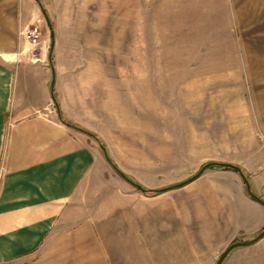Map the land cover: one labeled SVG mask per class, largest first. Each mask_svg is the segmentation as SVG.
<instances>
[{
	"label": "crops",
	"instance_id": "0c3cea01",
	"mask_svg": "<svg viewBox=\"0 0 264 264\" xmlns=\"http://www.w3.org/2000/svg\"><path fill=\"white\" fill-rule=\"evenodd\" d=\"M104 1L0 0V264H115L108 259L115 249L105 241L117 239V226H129L124 230L128 242L136 231L144 242L148 222L160 225L165 219L187 227V236L172 241L182 242L178 256L188 258L201 255L197 235L206 241L210 232L225 238L232 233L250 241L264 229V206L251 198L232 168H207L181 186L187 187L182 199L171 192L148 206V197L180 187L149 196L109 163L111 130L126 118L124 98L138 90L140 96L147 95L148 73L142 70L147 59L131 52L115 57L114 71L107 74L97 68L96 59L74 50H132L137 43L144 50L149 31L129 24L92 32L79 25L77 18L86 8L94 10L92 16L103 15L99 11ZM126 1L130 14L131 0ZM165 1L171 2L175 22L177 17L186 19L187 39H180L176 27L156 25L157 42L172 49L242 50L264 128V0H154L157 11H163ZM42 7L54 26L52 54L51 37L42 40L40 28L38 46L24 36L42 21ZM62 17L77 23L72 27ZM133 64L141 66L139 73L132 72ZM90 133L107 145V155ZM209 171L219 177L202 178ZM251 176L257 194H264V168ZM134 178L144 188L157 189L140 176ZM238 197L252 210L251 227L243 221L248 216L240 210ZM251 245L241 250L247 255L240 264H264V237ZM171 249L161 256L176 255Z\"/></svg>",
	"mask_w": 264,
	"mask_h": 264
},
{
	"label": "rangeland",
	"instance_id": "374dc122",
	"mask_svg": "<svg viewBox=\"0 0 264 264\" xmlns=\"http://www.w3.org/2000/svg\"><path fill=\"white\" fill-rule=\"evenodd\" d=\"M141 1L131 0V11L128 14L125 11L129 6L126 0H105L99 11L103 15L92 16L94 10L86 8L84 15L77 18L79 25L84 26V29L89 27L92 32L100 26L107 25L108 28L120 30L129 24L131 27L142 25L149 31L148 48L144 50L138 47V43L132 50H74L76 55L83 53L91 56L93 61L96 59L97 68L101 73L107 74L114 71L111 63L115 57H123L131 52L133 57L143 56L147 59L146 65H142V70L146 68L148 73L147 95L140 96L138 90L137 95L124 98L126 118L118 128L111 130L110 158L112 156L130 171L133 175L131 179L134 180L136 175L140 176L147 182V186L157 189L186 181L204 164L214 161L239 165L250 182L251 173L264 168V128L256 108V98L252 96L254 83L244 70L242 50H234L232 53L226 49L165 48L155 38V26H163L165 30L176 27L180 31V39L186 40V33H183L187 26L183 24L186 19L177 17L175 22L170 13L171 2L165 1L163 11H157L154 0ZM41 19V22L33 25H39L42 40L50 41L46 18L43 15ZM63 20L72 27L77 23L72 18L71 23L70 19ZM65 51L66 54L68 50ZM131 67L133 73H139L141 66L133 64ZM103 144L107 149V145ZM214 157H221L223 160H215ZM205 177L214 178L219 175L209 171L202 178ZM250 183L252 190L259 193ZM186 191L187 187H180L163 192L162 196L156 198L148 197V206H154L153 202L163 200L171 192L179 194V199H182ZM258 195L264 199V194L260 192ZM237 204L248 216L243 221L251 227L254 215L248 203L238 197ZM128 227L117 226V239L113 242L105 241L106 247L112 243V248L115 249V255L108 258L112 263L216 264L230 243L247 239L244 235L230 233L225 238L223 234L210 232V237L203 241L200 239L203 237L197 235V250L200 249L197 252L201 255L188 258L178 256V252L184 248L182 242L172 241L182 235L187 236L184 224L168 219L160 225L148 222V230L144 235L147 241L144 242L139 241L138 231L132 235L135 239L133 237L129 242L125 240L128 237ZM135 229H139L138 224ZM250 246L253 245L233 249L223 264H240L247 255L241 250L251 248ZM172 247L176 255L161 256L171 254ZM141 252L147 255L140 256Z\"/></svg>",
	"mask_w": 264,
	"mask_h": 264
},
{
	"label": "water",
	"instance_id": "95a60500",
	"mask_svg": "<svg viewBox=\"0 0 264 264\" xmlns=\"http://www.w3.org/2000/svg\"><path fill=\"white\" fill-rule=\"evenodd\" d=\"M42 10H43V13H44V18H46V21L48 23V26H49V30H50V37H51V54H52V50H53V47H54V42H55V31L53 30L54 29V26L52 24V21L51 19L49 18V15L47 13V11L42 7ZM105 150V149H104ZM106 155H107V151H105ZM216 165H219V166H223V167H226V168H232L233 170H236L243 178V182H245L246 184V188H247V192L248 194L251 196V198H253L254 200H256L257 202L261 203V205L264 206V199L256 194L253 190H252V187H251V183L248 181V177L246 176L245 172L242 170V168L239 166V165H236V164H233V163H228V162H208L206 164H204L200 170H198V172L196 174H194L193 176H191L190 178H188L186 181H182V182H179V183H176V184H171L170 186H165L163 188H160L159 189V192H163V191H166V190H169V189H172V188H176V187H181L183 185H185L186 183H189L193 180H195L197 177H199L203 172L204 170H206L207 168H210L212 166H216ZM122 176L125 177V175L121 174ZM127 180H129L133 185H135L137 188L141 189L142 191H146V188H144L143 186H141V184L139 183H136L134 180H132L131 178H127L125 177ZM262 237H264V229L263 231L261 230V232L255 236L254 238L250 239L249 240H236V241H233L232 243H230V245L224 250V252L221 254V256H219V259L217 260L216 264H223L224 260L227 258V255H229V253L239 247V246H247V245H251L253 244L254 242L258 241L259 239H261Z\"/></svg>",
	"mask_w": 264,
	"mask_h": 264
},
{
	"label": "built area",
	"instance_id": "2783aa9c",
	"mask_svg": "<svg viewBox=\"0 0 264 264\" xmlns=\"http://www.w3.org/2000/svg\"><path fill=\"white\" fill-rule=\"evenodd\" d=\"M24 36L26 38V40L29 42V44L33 45V46H38L41 42L40 40V31H39V27L38 26H33L28 28L27 30L24 31Z\"/></svg>",
	"mask_w": 264,
	"mask_h": 264
},
{
	"label": "trees",
	"instance_id": "16d2710c",
	"mask_svg": "<svg viewBox=\"0 0 264 264\" xmlns=\"http://www.w3.org/2000/svg\"><path fill=\"white\" fill-rule=\"evenodd\" d=\"M92 136H94L95 137V139H97L99 142H100V144H101V146L103 147V149H105V150H103V151H106V146L103 144V142H102V140L99 138V136L98 135H96V134H93V133H90ZM107 158H108V160H109V163H111L112 164V166L120 173V175L121 174H123V175H125V177H127V178H129V176L128 175H126V174H124V172L113 162V160L107 155ZM149 196H150V194L152 195V194H156V193H159V189H149V188H146V191H145Z\"/></svg>",
	"mask_w": 264,
	"mask_h": 264
}]
</instances>
